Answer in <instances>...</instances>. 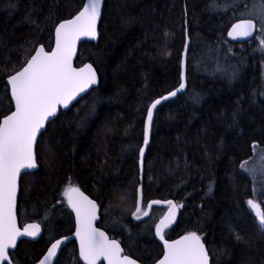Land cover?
Returning <instances> with one entry per match:
<instances>
[{
  "label": "trees",
  "instance_id": "obj_1",
  "mask_svg": "<svg viewBox=\"0 0 264 264\" xmlns=\"http://www.w3.org/2000/svg\"><path fill=\"white\" fill-rule=\"evenodd\" d=\"M86 0H0V122L14 110L6 80L35 50L54 44V31L77 15ZM262 0H105L97 44L81 45L99 86L60 110L36 145L38 170L24 173L17 215L43 234L21 240L13 264H36L56 240L75 231L65 196L78 187L100 209L98 227L125 254L154 264L164 250L155 236L167 207L133 213L142 185V212L151 201H174L175 226L165 238L196 232L211 264H264V230L247 201L264 211V30L233 44L229 28L259 19ZM187 88L156 109L141 179L139 154L150 105L182 83L187 40ZM259 168V164H258ZM55 264H85L75 242Z\"/></svg>",
  "mask_w": 264,
  "mask_h": 264
},
{
  "label": "snow or ice",
  "instance_id": "obj_2",
  "mask_svg": "<svg viewBox=\"0 0 264 264\" xmlns=\"http://www.w3.org/2000/svg\"><path fill=\"white\" fill-rule=\"evenodd\" d=\"M101 3L102 0H86L82 10L74 18L60 23L56 28L55 50L48 52L41 46L22 70L9 77L15 111L0 122V264L5 261L11 264L9 249L16 247L18 237H36L39 234L38 224L29 225L23 231L16 226L17 178L22 169L37 167L33 150L37 134L44 127L45 121L56 114L57 106L67 107L79 93L97 83L96 71L92 65L74 68L72 57L76 51V41L82 36L96 38ZM257 23L264 30V0L260 5ZM255 28L253 19H244L233 25L229 36L234 39L248 37ZM261 43L264 44V40ZM183 88L184 84L181 83L169 95L175 96ZM160 102L156 100L148 110L149 125L152 122V109ZM144 144H148L147 132ZM143 153L144 149L141 148V157ZM64 194L76 213V236L80 241V256L86 264H97L101 258L107 260L108 264H136L127 255H122V249L116 240H109L104 232L93 226L97 218V205L94 201L89 200L74 186H69ZM261 195H264V190ZM159 203L160 201H152V204ZM167 203L168 214L156 226V234L164 241L165 247L164 257L158 264H209L208 252L201 236L196 232L171 243L164 239V230L175 219L178 207L172 201ZM247 203L258 218L261 230H264V211L260 204L252 199ZM141 212L138 204L133 213L136 219H140ZM142 214L147 216L148 212L143 211ZM62 243L61 240L53 243L40 264H49Z\"/></svg>",
  "mask_w": 264,
  "mask_h": 264
},
{
  "label": "water",
  "instance_id": "obj_3",
  "mask_svg": "<svg viewBox=\"0 0 264 264\" xmlns=\"http://www.w3.org/2000/svg\"><path fill=\"white\" fill-rule=\"evenodd\" d=\"M104 2H105V0H102V3H101V9H100V17H99V19H98V21H97V35H96V38L93 39V38H90V37H83V36H82L79 40L76 41V51H75V54H74L73 57H72V66H73L74 68H77V69H78V68H82V67H84L85 65H89V64H90V65H92L93 69H95L94 65L91 64L90 62H87V63H85V64H83V65H81V66L77 65L76 62H77L78 55H79V50H80V47H81L82 44H84V43H86V42L93 43V44H97V43H98V40H99L98 28H99L100 21H101V18H102V13H103V8H104ZM85 3H86V1H85ZM85 3H84V4H85ZM81 10H82V9H81ZM75 16H76V15H75ZM75 16H74V17H75ZM74 17H73V18H74ZM71 19H72V18H71ZM241 20H243V19H241ZM241 20L236 21L233 25H235V24H237V23H240ZM65 21H66V20H65ZM62 22H64V21H62ZM62 22H61V23H62ZM253 22L256 23V28L254 29V31H253V33H252L251 36H248V37H237V38H235V39H234L232 36H229V32H231V31H232V28H233V25H232V26L229 28L228 32H227V39H228V41L231 42V43H233V44H240V43H244V42H248V41L253 40V39L256 37L257 33H258V32H257V31H258V24H257V22H256L255 20H253ZM59 24H60V23H59ZM59 24H58V25H59ZM58 25L56 26V28L58 27ZM56 28H55V31H54V44H53L52 49L49 50L48 52H51V51L55 50V47H56ZM41 46H43V45H40V46L35 50V52L33 53V55L36 54V51H37ZM43 47H44V46H43ZM188 48H189V39L187 40L186 50H185V52H184V54H183V56H182V65H181V70H182L181 80H182V83L184 84V88H183L181 91L177 92V94H176L175 96H170V95H169L170 93H168V94H165L164 96H161V97H159V98L156 99V100H160L161 102H160L159 104H157L156 107H155L154 109H152V113H153V115H152V122H151L150 125L148 124V119H147V116H146V122H145V127H144V139H145V133L147 132V135H148V144L145 145V144H144V140H143V144H142V147H141V148L144 149L143 157H141V154H139V166H140V170H141V179L143 178V175H144V160H145V155H146L147 148L149 147L150 142H151V134H152L153 124H154V117H155L156 109H157L159 106H161L162 104H164V103H166V102H168V101H170V100L176 98L177 95L184 93V91H185L186 88H187L186 67H187V52H188ZM44 49H45V47H44ZM45 51H47V50L45 49ZM33 55H32V56H33ZM32 56H31V57H32ZM30 59H31V58H30ZM25 66H26V65H25ZM25 66H24V67H25ZM22 69H23V68H22ZM22 69H20V70H22ZM20 70H19V71H20ZM95 71H96V76H97V83L94 84V85H91V86H90L89 88H87L84 92L79 93V94L75 97V99H73V100H71V101L69 102V104H68L67 107H64L63 105H59V106H57L56 114H55L54 116L49 117L48 120L45 121V125H44V127L40 130V132L37 134L36 142H35V144H34V149H33V150H34L35 161H36V145H37V141L39 140L41 134H42L44 131H46V128H47L48 124H49L51 121H53V120L58 116L60 110H62V111H67V110H68V109H69V108H70L75 102H77L78 100H80L81 98H83L85 95H87L91 90H93V89H95V88H97V87L99 86V74H98V72H97L96 69H95ZM13 75H14V74H13ZM8 81H9V78L6 80V83H7L8 87H9V90H10V96H11V99H12L13 104H14V110H13V111H15V101H14L12 95H11V85H10V83H9ZM179 87H180V86H179ZM177 89H178V88H177ZM177 89H176V90H177ZM176 90H175V91H176ZM173 92H174V91H173ZM164 97H168V99H163ZM156 100H155V101H156ZM155 101H154V102H155ZM154 102H153V103H154ZM153 103H152V104H153ZM152 104H151V105H152ZM151 105H150V107H151ZM150 107H149V108H150ZM148 110H149V109H148ZM147 113H148V112H147ZM9 115H11V114H9ZM2 120H3V119H2ZM1 122H2V121H1ZM36 164H37V161H36ZM37 170H38V165H37L36 168H33V169H22L21 172H20V174H19V176H18V178H17V195H16V209H15V212H16V226H17V228H19L21 231H23V229L26 228V227L29 226V225L38 224V223H36V222H32V223H28V224H26L25 226L21 227L20 224H19V221H18V215H17V199H18V195H19V184H20V180H21V178H22V175H23L24 173H33V172H36ZM80 192H82V191L80 190ZM82 193H83V192H82ZM83 195L86 196V197H88V196L85 195L84 193H83ZM88 199H89V200H92V199L89 198V197H88ZM142 200H143V192H142V185H141V186L139 187V199H138V204H139L140 208H141ZM67 201H68V200H67ZM92 201H94V200H92ZM157 201H159V200H157ZM94 202H95V201H94ZM172 202H173V204H176L174 201H172ZM95 203H96V202H95ZM149 204H152V201H151ZM149 204H148V205H149ZM68 205H69V204H68ZM96 205H97V212H96V217H97V218H96V220L93 222V226H94L96 229H98L99 231L104 232L105 235L109 238V240H112L113 238H111L107 232H105L104 230H102L101 228L98 227V223H99V220H100V209H99V206H98L97 203H96ZM153 206H155V207H162V208L167 207V211H166V213L161 217V219H163L164 216H166V215L168 214V211H169V205H168L167 201H160L159 204H152L151 208H148V207H147V210H146V211L148 212V215H147V216H142V218H140L138 221H143V220L147 219V218L149 217V215H150V212H151V209H152ZM69 208H70V210L72 211V213L74 214V217H75V223H76L75 231H74V233H73L71 236L63 237V238L58 239V240L63 241V243H62V244L60 245V247L57 249V253H56V255L51 259V261H49V264H55V263H56V260H57V258H58V256L60 255V253H61V251H62V249H63L68 243H71V242H75V243L77 244L78 249H79V254H80V241H79V238L76 236V230H77V217H76V213H75V211L72 209V207H71L70 205H69ZM179 213H180V210H179V207H177V209H176L175 219H174V220L170 223V225L164 230V235H165V233H166L168 230L172 229V228L175 226V224L177 223L178 218H179ZM161 219H160V220H161ZM160 220L157 222L156 226L159 224ZM38 225L40 226V231H39V234H38L36 237L20 236V237L17 238L16 247H15V248H10V249H9V259H10V261H11V258H10V252L16 250L17 245H18V243H19L21 240H25V239H26V240H28V241H33V242H35V241H37L38 239L41 238V236H42V234H43V229H42V226H41L40 224H38ZM185 235H187V234H185ZM185 235H183V236H185ZM155 236H156L157 241L161 244V246L163 247V250H164V253H163L162 257H161L156 263H154V264H158V262H159L161 259H163V257H164V254H165V247H164V241H162V240L160 239V237L156 234V227H155ZM183 236H181V237H179V238H177V239H175V240H168V239H166L165 236H164V239L171 243V242H173V241L180 240ZM65 238H67V239H65ZM114 240H116V239H114ZM56 241H57V240H56ZM56 241H55V242H56ZM116 241L120 244V247H121V249H122V255H127V254H125V250H124L123 246L121 245V243H120L118 240H116ZM55 242H53V243H55ZM53 243H52V244H53ZM202 243L204 244L203 240H202ZM52 244H51V245H52ZM51 245H50V247H51ZM204 245H205V244H204ZM50 247H49V248H50ZM49 248H48V250H49ZM205 248H206V245H205ZM48 250H47V252L45 253V255L42 257L41 260H43L44 257L48 254ZM206 250H207V252H208V249H207V248H206ZM208 255H209V253H208ZM127 256H128V255H127ZM128 257H129L130 259L134 260V261L136 262V264H142V263L138 262L137 260H135L134 258H132V257H130V256H128ZM80 258H81V260L86 264V261H85L81 256H80ZM41 260H40V261H41ZM40 261L37 262L36 264H40ZM3 264H8V261L3 262ZM11 264H13L12 261H11ZM97 264H108V262H107V260H104L103 258H101V260H99V261L97 262ZM209 264H211L210 256H209Z\"/></svg>",
  "mask_w": 264,
  "mask_h": 264
},
{
  "label": "rangeland",
  "instance_id": "obj_4",
  "mask_svg": "<svg viewBox=\"0 0 264 264\" xmlns=\"http://www.w3.org/2000/svg\"><path fill=\"white\" fill-rule=\"evenodd\" d=\"M258 30H259V27H258ZM263 46H264V44H263ZM263 80H264V77H263ZM256 162H257V164H255L253 169L250 171L258 179L259 177H263V175H264V164H263L262 160H257ZM258 164H259V168H258Z\"/></svg>",
  "mask_w": 264,
  "mask_h": 264
},
{
  "label": "flooded vegetation",
  "instance_id": "obj_5",
  "mask_svg": "<svg viewBox=\"0 0 264 264\" xmlns=\"http://www.w3.org/2000/svg\"><path fill=\"white\" fill-rule=\"evenodd\" d=\"M166 211H167V210H166ZM165 213H166V212H165ZM150 214H151V212H150ZM143 216H144V215H143ZM141 218H142V217H141ZM137 220H139V219H137ZM18 221H19V219H18ZM30 223H32V222H30ZM19 224H20V222H19ZM26 224H28V223H26ZM26 224H24V225H21V224H20V226L23 227V226H25ZM101 229H102V228H101ZM170 230H171V229H170ZM168 231H169V230H168ZM70 236H71V235H70ZM35 242H36V241H35Z\"/></svg>",
  "mask_w": 264,
  "mask_h": 264
}]
</instances>
